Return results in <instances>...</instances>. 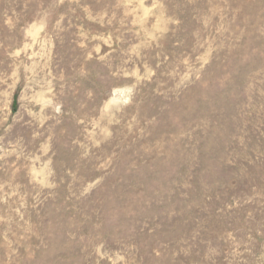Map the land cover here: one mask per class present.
<instances>
[{"label": "rangeland", "instance_id": "1", "mask_svg": "<svg viewBox=\"0 0 264 264\" xmlns=\"http://www.w3.org/2000/svg\"><path fill=\"white\" fill-rule=\"evenodd\" d=\"M0 264H264V0H0Z\"/></svg>", "mask_w": 264, "mask_h": 264}]
</instances>
